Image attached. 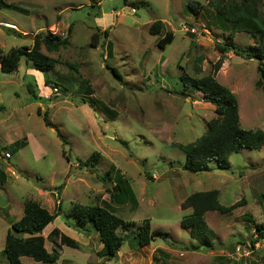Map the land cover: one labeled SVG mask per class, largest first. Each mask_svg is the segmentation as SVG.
I'll list each match as a JSON object with an SVG mask.
<instances>
[{
  "label": "rangeland",
  "instance_id": "374dc122",
  "mask_svg": "<svg viewBox=\"0 0 264 264\" xmlns=\"http://www.w3.org/2000/svg\"><path fill=\"white\" fill-rule=\"evenodd\" d=\"M191 2L203 6L198 17L188 8ZM238 2L0 0V62L11 49H31L37 35L68 40L55 52L40 46L41 53L56 61L51 72L36 71L24 60L14 72L0 70V105L6 109L0 115V167L5 168L4 174L0 170V197L7 193L17 202L13 214L0 210V264H8L5 236L27 201L63 215L74 203L102 206L109 201L114 215L134 223L117 232L125 237L121 252L132 254L138 264H264V146L232 154L230 171L210 164V172L196 174L182 169L185 154L176 147L198 140L214 118V106L201 92L184 90L180 77L212 75L219 60L213 76L235 95L240 127L264 132V78L257 62L219 50L230 29L221 28L214 6ZM259 12L264 21V0ZM158 20L163 23L160 34L150 35V25ZM166 33L173 41L161 50L157 42ZM233 41L245 49L257 42L245 32H237ZM53 83L65 85L67 93ZM44 114L51 127L45 126ZM94 154L97 164L79 166ZM117 173L127 184L112 201ZM211 190L218 192L223 206L243 204L227 215L206 213L215 233L213 247L186 251L182 247L197 243L180 227L191 213L180 206L189 195ZM144 221L151 231L168 235L139 248L133 235ZM63 224V218L55 220L43 236L51 226L63 230ZM259 225L263 231L258 234ZM90 234L89 243L80 237L78 250L61 248L56 240H46L45 248L58 252L54 264H126L123 254L119 260L104 257L98 235ZM251 242L258 250L237 260L236 247ZM22 261L42 264L29 257Z\"/></svg>",
  "mask_w": 264,
  "mask_h": 264
},
{
  "label": "trees",
  "instance_id": "16d2710c",
  "mask_svg": "<svg viewBox=\"0 0 264 264\" xmlns=\"http://www.w3.org/2000/svg\"><path fill=\"white\" fill-rule=\"evenodd\" d=\"M260 0H239L232 5H216L214 11L220 20L222 29H230L229 34L219 47L222 55L232 53L245 60H254L257 62V71L261 78H264V21L259 12ZM188 8L192 14L198 17L203 6L198 2L188 3ZM163 23L154 21L148 32L150 35H159ZM13 32V31H12ZM237 32L249 33L257 42L248 48H240L234 44V35ZM19 35L16 32H13ZM107 31H104V36ZM92 38H95L93 36ZM173 35L166 33L158 42L157 47L163 50L166 45L171 44ZM67 37H56L54 35H37L33 39L31 49L18 48L11 49L3 55L0 62V70L3 73H11L17 70L20 61L24 60L31 68L39 72L53 71L56 61L45 56L40 52V46L43 45L48 52H55L59 48H65ZM110 51V43L107 44ZM108 51V54H109ZM222 61L215 64V72L220 69ZM115 78H119L116 69H110ZM214 74H209L201 78H191L187 75L180 77L184 90L194 89L202 93L203 99L214 106V118L206 125L205 133L195 142L187 145H177V149L185 154V160L182 169L189 173L210 172L214 164L218 170L230 171L231 165L228 161L232 154H236L240 149L258 151L264 146V132L261 130H244L240 127L238 114V103L235 95L226 87L222 86L216 80ZM48 83H46L47 85ZM55 89L62 93H67L68 88L65 85L60 86L53 83ZM28 91L32 95V100H37L33 93V85H28ZM5 112V107L0 105V113ZM39 115V111H37ZM42 120L46 127H51L44 114ZM60 137V136H59ZM61 138V137H60ZM17 144V143H16ZM17 147V146H16ZM13 151H17L13 149ZM98 155L94 154L91 159L78 164L86 167L88 162L97 164ZM93 164V165H94ZM111 180L110 176H107ZM117 192L110 195V200L117 196L119 192L125 190L126 181L117 173L115 177ZM127 184V183H126ZM242 202H237L230 206H223L219 203L218 192L215 190L206 192H195L189 195L181 204V210L190 209L191 213L181 219L180 227L189 230V237L196 241V246L182 247L186 251H195L201 247L211 249L215 239V233L209 228L205 221V214L208 212H217L221 215H227L234 209L242 206ZM64 219V224L77 233L89 236L95 232L99 241L103 245V256L110 259L116 257L122 248L124 236L118 234V230L126 232L128 228L133 227L134 223L124 222L114 215L112 208L103 204L102 206H85L81 204H72L69 213L62 214L58 209L56 213L50 214L45 208L41 207L36 201H27L24 203L23 215L14 222L10 230L7 231L3 254L8 264H22L20 258L29 257L35 262L42 264H54L59 259V254L54 249L48 252L45 248V240H57L59 246H65L70 249L78 250L79 244L70 237L60 233L58 229H52L46 238L42 233L48 225L57 218ZM256 230L263 231L262 226H256ZM168 234L161 230L150 229L149 221H144L138 227L133 237L139 248L146 247L155 241L157 237L164 238ZM261 235V234H260ZM24 236H27L24 238ZM166 241V240H165ZM254 242H251L252 250Z\"/></svg>",
  "mask_w": 264,
  "mask_h": 264
},
{
  "label": "crops",
  "instance_id": "0c3cea01",
  "mask_svg": "<svg viewBox=\"0 0 264 264\" xmlns=\"http://www.w3.org/2000/svg\"><path fill=\"white\" fill-rule=\"evenodd\" d=\"M5 111H6V109H5ZM4 113V112H3ZM3 113H0V115H2ZM9 143L11 144V143H13V141H9ZM0 170H1V172H3V174L5 173L4 171H5V168H2V167H0ZM6 176V178H7V175H5ZM6 180V179H5ZM2 185H5V183L4 184H2ZM3 187V186H2ZM103 204H107V205H109L110 207H111V204H110V202L108 201H105ZM17 207V202H15V200H13V198L9 195V194H7L6 193V196L3 198H1L0 197V210L1 209H3L4 210V212L6 213V216H8L9 214H13V212H14V210H15V208ZM112 208V207H111ZM22 217V216H21ZM59 218H61V217H57L55 220H57V219H59ZM54 220V221H55ZM53 221V222H54ZM14 223V222H13ZM12 223V224H13ZM11 224V225H12ZM64 225V227H63V230L62 229H58V228H55V229H58L59 231H60V233H62V234H64V235H66V236H68V237H70L71 239H73V240H75L76 242H78V241H80V237L81 238H83L84 239V241L87 243H89V241L91 240V234H90V236H85L84 237V235L83 234H80V233H77L76 231H74V230H72L71 228H68L65 224H63ZM51 228H53L54 229V227L53 226H51ZM10 230V229H9ZM49 232V231H48ZM75 232V233H74ZM83 236V237H82ZM27 236H24V238H26ZM42 237L43 238H45L44 236H43V233H42ZM57 241V240H56ZM45 242H46V240H45ZM44 242V243H45ZM58 242V241H57ZM154 242V241H153ZM152 243V242H151ZM58 245H59V242H58ZM149 246V245H148ZM64 246H62L61 248H63ZM147 247V246H146ZM258 248H259V245H258V247L256 248V251L258 250ZM102 249V247H100V250ZM122 249H123V245H122V248H121V250L117 253V255H116V257L114 258V259H117L118 258V260L121 258L120 256H122V254L126 257L125 258V260H124V262L126 263V264H138V262H137V260H134L133 259V257L131 256V255H129V253H127V252H121L122 251ZM127 256H129V257H127ZM131 256V257H130ZM22 258H24V257H22ZM22 258H20V260H21V263L23 264V261H22ZM108 259V258H107Z\"/></svg>",
  "mask_w": 264,
  "mask_h": 264
},
{
  "label": "built area",
  "instance_id": "2783aa9c",
  "mask_svg": "<svg viewBox=\"0 0 264 264\" xmlns=\"http://www.w3.org/2000/svg\"><path fill=\"white\" fill-rule=\"evenodd\" d=\"M3 26L5 27H8L10 29H15L14 26L12 25H9V24H3ZM8 155H6L7 157ZM254 248L256 249L257 248V243L254 244ZM253 250H252V247L251 245H238L235 249V256L237 258V260L241 259V258H246L248 256H250L252 254Z\"/></svg>",
  "mask_w": 264,
  "mask_h": 264
},
{
  "label": "water",
  "instance_id": "95a60500",
  "mask_svg": "<svg viewBox=\"0 0 264 264\" xmlns=\"http://www.w3.org/2000/svg\"><path fill=\"white\" fill-rule=\"evenodd\" d=\"M116 189V188H115ZM115 189L113 190V192H115Z\"/></svg>",
  "mask_w": 264,
  "mask_h": 264
}]
</instances>
